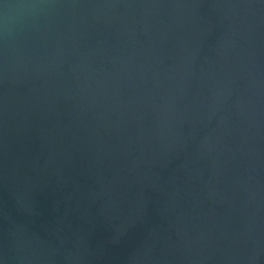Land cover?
<instances>
[{
    "label": "water",
    "instance_id": "obj_1",
    "mask_svg": "<svg viewBox=\"0 0 264 264\" xmlns=\"http://www.w3.org/2000/svg\"><path fill=\"white\" fill-rule=\"evenodd\" d=\"M0 264H264V0H0Z\"/></svg>",
    "mask_w": 264,
    "mask_h": 264
}]
</instances>
